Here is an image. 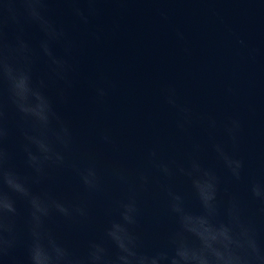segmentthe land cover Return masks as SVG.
<instances>
[{
    "label": "water",
    "instance_id": "obj_1",
    "mask_svg": "<svg viewBox=\"0 0 264 264\" xmlns=\"http://www.w3.org/2000/svg\"><path fill=\"white\" fill-rule=\"evenodd\" d=\"M95 7L97 14L83 24L72 14L71 4H47V15L65 32L64 41L53 44L52 50L72 66L70 88L52 77L39 48L43 34L38 27L24 29L33 51V79L45 80L46 93L72 133L64 166L46 168L35 190L87 212L67 220L54 216L49 227L57 239L83 251L118 219V202L132 197L138 208L135 230L143 247H163L175 227L166 188L183 198L188 211L199 212L200 207L187 178L179 173L165 178L154 161L187 166L194 158L220 177L221 218L229 198L235 197L264 240V212L249 191L251 182H264V0H98ZM14 37L10 30V41ZM65 44L70 45L67 53ZM95 87L105 88L106 95L97 97ZM61 88L64 102L57 98ZM169 88L175 90L177 104L191 111L184 129L177 127V109L166 102ZM230 118L241 122L235 145L224 133ZM209 119L216 121L215 128L209 127ZM18 121L9 109L7 148L12 165L31 175L24 164ZM213 143L243 161L240 181L224 169ZM152 151L154 158L149 156ZM93 163L99 191L87 190L78 174ZM114 167L128 171L134 190L114 177ZM140 172L148 177L143 188L136 180ZM17 206L23 230L26 205ZM16 255L23 257V249Z\"/></svg>",
    "mask_w": 264,
    "mask_h": 264
},
{
    "label": "clouds",
    "instance_id": "obj_2",
    "mask_svg": "<svg viewBox=\"0 0 264 264\" xmlns=\"http://www.w3.org/2000/svg\"><path fill=\"white\" fill-rule=\"evenodd\" d=\"M49 0H0V264H264V240L255 222L245 218L239 200L230 197L221 218L219 201L220 177L213 168L204 167L197 159H190L187 166L175 161H161L154 166L165 178L176 173L187 178L199 203L200 211L191 212L183 198L166 188L169 211L175 218V227L168 233L163 247L145 249L136 232L138 208L132 197L117 204L118 219L111 220L103 236L91 239L83 251L70 249L61 243L49 227L54 216L66 220L84 217L82 207L68 206L53 198L47 191L35 190L46 177V168L62 167L64 152L70 150L72 133L67 122L55 109L53 99L46 93L44 79L34 81L31 65L33 51L24 38L26 25H35L43 34L40 51L47 57L52 77L72 87L69 74L72 66L54 54L52 45L65 39L63 28L58 27L47 15ZM72 5L71 12L83 24L97 14L98 0H63ZM86 4L87 8L79 7ZM14 30V40L9 31ZM181 39L182 34L177 32ZM243 43V41H241ZM70 45L65 44V52ZM97 97H104L106 90L95 87ZM57 98L66 101L63 88ZM166 102L177 109L180 118L177 127L184 129L191 120V111L177 104L175 90L167 89ZM9 109L19 116L17 129L22 137L24 164L31 175L18 171L11 163L7 148L10 135ZM210 128L216 121L209 119ZM241 122L230 118L224 125L227 140L235 145ZM106 143H111L104 136ZM212 150L224 169L235 181H240L244 168L241 159L229 154L220 143H213ZM155 157L154 151L149 153ZM80 181L89 191L100 190V180L95 164L78 170ZM114 177L129 188L134 187L130 174L123 167L112 169ZM139 187L148 183L143 172L136 176ZM251 198L261 205L264 212V182L253 181ZM18 202L26 205L23 230L18 221L21 211ZM23 249V257L16 255Z\"/></svg>",
    "mask_w": 264,
    "mask_h": 264
}]
</instances>
